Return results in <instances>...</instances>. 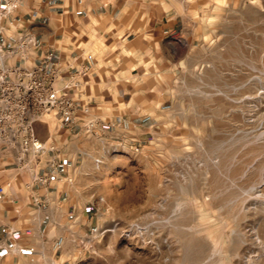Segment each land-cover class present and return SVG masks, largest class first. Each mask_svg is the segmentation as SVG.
<instances>
[{"label":"rangeland","instance_id":"1","mask_svg":"<svg viewBox=\"0 0 264 264\" xmlns=\"http://www.w3.org/2000/svg\"><path fill=\"white\" fill-rule=\"evenodd\" d=\"M181 1L172 35L141 33L117 69L97 57L74 129L37 124L65 152L69 200L62 244L28 263L264 264V0ZM121 117V142L86 131Z\"/></svg>","mask_w":264,"mask_h":264},{"label":"crops","instance_id":"2","mask_svg":"<svg viewBox=\"0 0 264 264\" xmlns=\"http://www.w3.org/2000/svg\"><path fill=\"white\" fill-rule=\"evenodd\" d=\"M183 3L181 0H23L10 23L9 35L18 28L27 29L37 36L43 49L52 48L60 55L77 53L79 65L87 55L95 61L98 57L113 70L122 62V48L129 44L137 47L145 41L139 37L141 33L152 35L155 40L172 35L183 24L184 17L179 13L184 9ZM96 41L104 42L107 49L84 50L83 44L92 47ZM93 78L98 79L99 74L96 72ZM122 119L125 118L116 119L114 128L108 126L103 130L108 143L112 139L121 142L116 139L121 135L118 131L123 129L118 124ZM62 155H65L63 150ZM63 160L65 172L66 158ZM6 162L0 157V264H35L28 263L30 249L48 248L56 240V229L65 227L61 219L69 195L60 189L62 176L47 188L27 189L20 182L13 160L9 158V166H5ZM38 195L47 200L46 205L38 207L34 203ZM71 206L69 203L68 211ZM22 249L24 257L18 255Z\"/></svg>","mask_w":264,"mask_h":264},{"label":"built area","instance_id":"3","mask_svg":"<svg viewBox=\"0 0 264 264\" xmlns=\"http://www.w3.org/2000/svg\"><path fill=\"white\" fill-rule=\"evenodd\" d=\"M23 0H0V157L5 166L9 158L18 170L21 183L32 191L47 188L64 172L62 147L51 139L39 135L37 124L49 123L46 116L57 119L62 126L74 129L80 115L89 110L83 95L86 75L95 60L87 55L78 64L80 55H60L54 49H43L37 36L23 28L9 35L11 21L20 11ZM150 116L142 122L150 120ZM129 128L127 119L118 123ZM116 123L91 119L86 131L97 134ZM38 206L47 204L41 196L34 197ZM59 237L54 247H59Z\"/></svg>","mask_w":264,"mask_h":264}]
</instances>
